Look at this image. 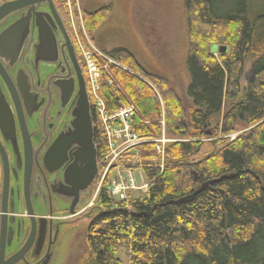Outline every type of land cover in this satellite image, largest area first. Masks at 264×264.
Returning a JSON list of instances; mask_svg holds the SVG:
<instances>
[{"label": "trees", "instance_id": "16d2710c", "mask_svg": "<svg viewBox=\"0 0 264 264\" xmlns=\"http://www.w3.org/2000/svg\"><path fill=\"white\" fill-rule=\"evenodd\" d=\"M53 1L66 12L61 0ZM184 6L185 99L164 76L146 73L127 48L106 52L113 60L100 77L106 112L129 98L139 112L130 119L139 137L159 135L164 119L166 135L180 140L166 144L162 155L152 142L137 144L148 182L144 197L117 200L103 185L79 264H121L120 245L128 264H264V0H184ZM109 13L110 6L85 11L88 33ZM219 30L223 35H214ZM216 42L226 50L219 52ZM247 59L251 78L241 88ZM92 123L100 174L107 141L94 111ZM237 123L248 129L233 139L213 138L210 151L198 157L204 138L231 133ZM211 179L193 198L178 201Z\"/></svg>", "mask_w": 264, "mask_h": 264}, {"label": "flooded vegetation", "instance_id": "af4514ba", "mask_svg": "<svg viewBox=\"0 0 264 264\" xmlns=\"http://www.w3.org/2000/svg\"><path fill=\"white\" fill-rule=\"evenodd\" d=\"M8 1L14 0L0 5ZM51 3L53 10L44 0L0 20V143L8 167L4 195L0 152L4 259L33 234L15 264H50L62 238L82 219H90L89 226L96 217L85 207L99 175L97 153V169L89 177L83 143L72 136L84 92L92 122L90 86L70 20ZM93 133L92 123L95 147Z\"/></svg>", "mask_w": 264, "mask_h": 264}, {"label": "rangeland", "instance_id": "374dc122", "mask_svg": "<svg viewBox=\"0 0 264 264\" xmlns=\"http://www.w3.org/2000/svg\"><path fill=\"white\" fill-rule=\"evenodd\" d=\"M61 2L64 4L65 14L70 20L73 34L77 37V44L83 58L88 83L90 84L91 77L96 100H103L99 94L100 77L102 72L108 71V64L113 62L106 54V52L111 51L110 47H108L109 51L105 52L99 44L111 46V48H127L146 73L164 76L175 93L183 99L186 98V88L189 83V78L185 70L188 29L184 0H61ZM91 5L93 7L98 6V8L110 6V13L92 33H88L83 13L85 11H94L89 9ZM216 34L223 35V31L219 30L214 33V35ZM206 44L210 52V46L213 43L208 41ZM214 44L220 46L225 43L216 42ZM213 47L216 48V46ZM213 55L216 58L219 57L216 49ZM250 78L251 61L247 59L243 62L240 70L239 83L241 88L246 87ZM144 79L148 82L146 80L147 78ZM110 81H112L111 78ZM89 95L94 106V96L91 93V89H89ZM126 100L127 102L122 108L133 106L137 114H139L135 104L129 98H126ZM159 102L163 109L164 106L161 98ZM95 113L98 115L96 109ZM163 120L161 121V133L164 131L162 141L164 150L166 144L180 139L166 135ZM246 129H248V126L243 123H237L235 131L231 133L204 138L205 143L198 157L210 151L211 146L209 142L213 138L224 137L233 139ZM161 133L157 136L146 138L155 140L161 136ZM127 145L123 147V145L120 146L119 143H116L113 151L115 148L122 147L123 150L117 156L113 157L110 154L111 151L107 143V152L104 160L107 164L111 163V169L109 170L112 175H115V170L120 171L124 168H130L133 173L135 187L132 188L133 191H131L129 196L132 198L144 197L148 182L139 166L138 145ZM160 163L162 164V161ZM105 168L104 166V170ZM102 173L99 174L93 192L87 199L85 207V209L87 208V210L93 211L92 217L100 213L96 204L97 194L104 184H106L107 190L109 186L107 178L101 181L99 185ZM109 175L108 179L110 178ZM111 197L113 198V196ZM89 222L90 219H82L81 222H78V226L75 228L76 230L62 238L50 264H79L81 258L86 253L85 236ZM117 256L121 260V264H128V253L125 245L118 247Z\"/></svg>", "mask_w": 264, "mask_h": 264}, {"label": "built area", "instance_id": "2783aa9c", "mask_svg": "<svg viewBox=\"0 0 264 264\" xmlns=\"http://www.w3.org/2000/svg\"><path fill=\"white\" fill-rule=\"evenodd\" d=\"M90 89L91 93L93 94L94 98L93 101L95 102L94 110L98 113V117L100 118L102 125H103V134L108 143L109 149L111 151V155L117 156L122 150L123 147L130 146L146 142L152 141L156 143V148L161 152L163 151L162 141H163V132L161 136L157 139H147L139 137L134 131L131 130L130 119L135 112V108L133 106H127L125 108H121L113 113H107L105 104L103 100H96L95 99V90L94 85L90 77ZM116 143L119 145H123L122 148H115L114 146ZM111 163L108 164V168L111 169ZM108 169V170H109ZM110 173V175H109ZM109 173L105 170L100 178L99 185L101 181L107 178L109 181L108 186V193L109 195L113 196L114 199L117 200H126L130 195L132 188L134 186V179L133 173L131 172L130 168H124L120 171L115 170V175H112L110 170ZM108 175L110 178L108 179Z\"/></svg>", "mask_w": 264, "mask_h": 264}, {"label": "water", "instance_id": "95a60500", "mask_svg": "<svg viewBox=\"0 0 264 264\" xmlns=\"http://www.w3.org/2000/svg\"><path fill=\"white\" fill-rule=\"evenodd\" d=\"M44 1V0H14V1H8L4 2L0 5V20L7 15L9 12L14 11L16 9H19L21 7H25L27 5H33L34 3ZM51 9L53 10V6L51 3V0H48ZM19 47V46H17ZM17 49V48H16ZM216 48L212 47V50L215 51ZM219 52H224L225 46L221 45L218 48ZM73 132L72 136L79 140L81 143H83L84 151L86 152L87 158L89 160L90 164V175L89 177H92V175L96 171V150L93 144L92 140V122L89 114V104L88 100L86 98V93H83V99L79 105V111L75 114L74 121L72 123ZM0 152L3 157L4 162V179H3V194L5 195L7 193V186H8V167L6 165L5 159V153L3 151V148L0 143ZM222 175L221 177H223ZM216 179L207 180L201 183V185L194 190L192 193L180 198L178 201L183 202L185 200H189L193 198L199 191H201L207 184H210L214 182ZM25 194H26V188H25ZM28 206V205H27ZM5 209V208H4ZM3 207L0 208V213L4 211ZM29 209V207H28ZM30 211V210H29ZM33 238V234L31 233L29 237L27 238L24 245L14 254L9 256L8 258L4 259L3 257V247L1 246L0 249V264H15L17 263L22 257L23 254L27 251L31 244V240Z\"/></svg>", "mask_w": 264, "mask_h": 264}, {"label": "bare ground", "instance_id": "6f19581e", "mask_svg": "<svg viewBox=\"0 0 264 264\" xmlns=\"http://www.w3.org/2000/svg\"><path fill=\"white\" fill-rule=\"evenodd\" d=\"M134 115H136V116H139V114H137V112H136V110H135V112H134V114H133V116ZM147 142H152V141H147ZM153 143V142H152ZM154 144V143H153ZM154 148L156 149V151L160 154V155H162V153H163V151H159L157 148H156V146H155V144H154ZM106 168H105V170H107L108 171V164L105 162V165H104ZM104 170V167H103V169H102V171L101 172H104L105 171Z\"/></svg>", "mask_w": 264, "mask_h": 264}, {"label": "crops", "instance_id": "0c3cea01", "mask_svg": "<svg viewBox=\"0 0 264 264\" xmlns=\"http://www.w3.org/2000/svg\"><path fill=\"white\" fill-rule=\"evenodd\" d=\"M88 7H90V6H88ZM98 8V6H96V7H93L92 5H91V8H89V9H92V10H95V9H97ZM94 38V37H93ZM99 46L100 47H102V49H103V51H109V48L108 47H110V50H112L113 48H111V46H105V45H100L99 44Z\"/></svg>", "mask_w": 264, "mask_h": 264}]
</instances>
